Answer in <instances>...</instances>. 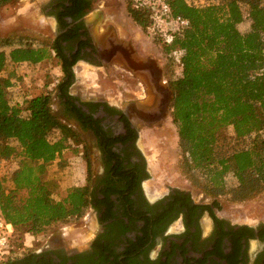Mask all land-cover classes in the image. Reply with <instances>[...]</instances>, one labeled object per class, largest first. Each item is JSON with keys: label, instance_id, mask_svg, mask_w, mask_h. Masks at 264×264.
Returning <instances> with one entry per match:
<instances>
[{"label": "trees", "instance_id": "obj_1", "mask_svg": "<svg viewBox=\"0 0 264 264\" xmlns=\"http://www.w3.org/2000/svg\"><path fill=\"white\" fill-rule=\"evenodd\" d=\"M7 1L0 0V5ZM58 1V17L66 30L51 46L35 47L9 39L0 45V160L8 166L14 164L0 176V215L15 230L24 227L26 232L41 237L55 223L80 218L95 206L101 221L117 218L114 220L122 228L121 238H113L120 239L124 249L110 250L104 237H99L94 246L98 258L91 262L80 255L53 257L50 252L30 250L0 264H160L161 259L150 262L147 252L155 247L154 238L181 216L186 226L179 235L184 238V250H189L186 245L190 244L202 255L187 258L189 261L203 264L219 259L217 264H246L247 244L255 238L256 227L232 224L219 217L216 209L221 206L219 197L240 201L264 189V0H168L174 15L190 21L187 28L171 36L151 26L147 7L136 6L134 0L128 2L132 19L162 41L172 62L181 69V75L173 81L170 107L182 150L181 167L192 183L215 198L211 203H198L189 190L170 187L153 204L145 199L141 188L149 172L142 173L143 168L133 164L125 166L113 151V140L101 143L109 167L102 187H92V177L88 176V184L72 186L56 198L51 181L45 178L47 166L59 158L69 139L86 142L54 112L51 92L42 90L17 97L16 74L2 73L8 65H35L49 57L51 49L64 76L55 90L67 103L72 102L69 87L75 80L73 66L78 56L72 54L73 45L67 51L62 41L86 35L80 31L82 22L69 27L67 17L77 20L91 7L92 0ZM245 18L250 25L242 32L238 25ZM85 44L87 41L81 40V47ZM80 115L87 117L83 112ZM228 126L233 127L232 136L225 132ZM54 130H60L62 136L51 139ZM230 176L233 184L228 183ZM205 213L214 228L200 241L192 229L199 228L198 220ZM139 221L142 225L138 226ZM257 228L264 239V223ZM173 246L179 247L176 242ZM17 248L24 249V243L13 238L11 253ZM140 254L145 255V261L138 258ZM256 264H264V251Z\"/></svg>", "mask_w": 264, "mask_h": 264}, {"label": "rangeland", "instance_id": "obj_2", "mask_svg": "<svg viewBox=\"0 0 264 264\" xmlns=\"http://www.w3.org/2000/svg\"><path fill=\"white\" fill-rule=\"evenodd\" d=\"M95 1V9L100 10L104 17L112 22L110 24L116 28L119 34L132 40L142 54H149L157 59L164 79L169 81L173 89V81L181 75V69L172 62L162 41L155 38L153 33L142 29L130 18L131 16L129 17L127 4L131 0ZM49 2L50 0H8L1 4L0 45L5 39H9L14 43L28 42L35 47L51 46L59 28L55 19L45 12ZM97 10L94 14H97ZM249 25V19L245 18L238 27L244 32L249 28ZM5 50L9 51L10 47H6ZM49 52V57L35 65H8L2 74L8 75L11 71L16 74L13 79L16 84L17 97L25 94L34 95L42 90L51 92L52 108L59 119L66 122L58 111L60 99L55 90V85L61 80L63 72L55 51L49 49ZM73 69L76 79L69 90L72 94L83 98L103 97L121 105L134 96L132 91H141L144 87L138 84L139 79L136 75H133L128 68L118 62L94 66L79 61ZM225 132L228 136H232L234 134L233 127L228 126ZM60 136H62L60 130H54L50 135L51 139H57ZM138 143L146 156L150 174V177L142 183L144 194L149 200L155 201L161 198L169 191L170 187L189 190L195 202L198 203H211L215 199L201 186L192 183L182 170V150L171 109L167 119L144 128ZM67 145L59 158L49 163L45 172V178L51 181L50 186L56 198H61L72 186L88 184V176L93 177L96 171L103 168L101 155L93 143L91 144L92 149L78 139H69ZM9 167L14 168V164L8 166L6 162L0 160V176H5ZM233 182L232 177H228V183L233 184ZM7 185L8 188L11 186L10 180ZM218 201L221 206L216 209L217 215L232 224H249L258 227L264 223V189L244 200L235 201L228 197H219ZM95 215V211L89 207L80 218L57 222L48 229L45 236H35L33 245L26 249L17 248L16 253L1 258L0 262L10 256H22L30 250L35 252L42 250L51 234H55L61 239L65 238V246L69 248H85L99 230ZM199 222L203 235H210L214 227L211 217L205 213ZM182 230L183 224L179 218L169 225L167 232L179 234ZM27 238L28 235L24 227L15 230L14 240L24 243L28 241ZM160 240H163L162 237H158V243L151 249V255L155 256L158 253L161 245ZM263 242L258 239L248 241L246 264H253L257 249L262 246ZM199 256V253H195L189 258H198ZM188 264L196 263L190 260Z\"/></svg>", "mask_w": 264, "mask_h": 264}, {"label": "flooded vegetation", "instance_id": "obj_3", "mask_svg": "<svg viewBox=\"0 0 264 264\" xmlns=\"http://www.w3.org/2000/svg\"><path fill=\"white\" fill-rule=\"evenodd\" d=\"M58 0H50L48 7L45 8V12L49 13L56 21L59 30L57 31L56 37L63 33L66 29L62 28L59 17L58 11L61 10L59 6ZM96 7V1L92 0L91 7L85 10V13L79 17L74 22L72 18L67 17V21L71 22V26L77 23H83L84 28L80 29L82 33L86 32V35H80L78 39L71 38L69 40L62 41V44L67 48L74 46L72 50L73 55H77L78 59L76 61H83L90 65L100 66L107 62V58L100 55L97 45L91 35V31L86 24V15L94 10ZM98 14H95L93 20L97 21ZM104 19V28L110 25V21L107 20L106 17ZM108 21V22H106ZM68 27V28H69ZM120 35V34H119ZM55 37V38H56ZM121 37V35H120ZM123 37V36H122ZM126 38V37H124ZM112 38H108L110 40ZM128 39V38H126ZM81 40L87 41V45H83L81 47ZM130 40V39H128ZM110 42V41H109ZM132 44L134 45L133 41L131 40ZM123 47V51L132 57V60L139 59L140 57H152L149 54H142L138 47L134 45V53L129 50L128 47L121 45ZM156 59L155 57H152ZM71 59V58H70ZM75 63V64H76ZM113 61H108L107 64H112ZM74 64V65H75ZM105 64V65H107ZM74 67V66H73ZM126 67V66H125ZM128 68V67H126ZM74 70V69H73ZM132 72L133 75H136L139 79L138 84H141L143 89L134 90L132 91L134 96L128 99L126 102L119 105L116 101H112L103 97H89L83 98L77 94H72L69 90V94L73 97L71 98L70 103H67L65 99H62L58 93L57 97L60 99L59 103V113L63 116L64 120L72 127L76 129L79 133L80 137L85 140L86 145L91 147V144L95 146V148L99 151L103 168L99 171H96L94 176L92 177V187H102L103 184L101 183L106 179L108 176V164L105 153L102 149L101 143L104 142V139L109 141L113 140L112 148L113 151L117 154L116 156L121 159L125 166H130L133 164L136 167L143 168V172H149L147 168V159L145 154L143 153L138 141L139 137L141 136L142 131L145 127H149L150 125L158 124L163 120L167 119L169 110L171 107V102L173 99V89L170 85L169 81L164 79V74L162 69L160 68L159 64L155 63H148L146 69L144 70V74L140 75V73L133 72L130 68H128ZM64 76H62L63 80ZM76 79V74L75 78ZM75 81V80H74ZM72 85V84H71ZM70 85V87H71ZM69 87V89H70ZM85 113L86 118L81 116L80 113ZM147 180L143 179L141 182V188L143 190L142 183ZM144 193V190H143ZM168 193V192H167ZM145 195V194H144ZM164 196V195H163ZM162 196V197H163ZM135 197V195H134ZM113 199L116 198V195L112 196ZM145 199L148 200L150 204L155 203V201L149 200L146 195ZM91 208L95 211V216L99 225V230L95 234V236L88 242V245L85 248L77 249L72 247L65 246V238L61 239L57 235L51 234L49 241L46 246L37 251L39 253L42 252H50L53 257H59L60 255L64 256H76L80 255L84 261H93V259H97L98 257L95 255V244L96 240L99 237H104L103 240L109 244L110 250H115L116 252H121L124 249V244L119 242L120 239L113 238L120 234L121 227L120 225L114 220L117 218H110L107 221H101V213L95 206H91ZM181 219L183 224V230L179 234L168 233L167 229L163 231V233L158 234L154 240L156 244L158 243V237H162L163 240H160V249L158 253L153 256L151 255V249L147 252V258L150 262H159L161 259L160 264H188V259L190 255L195 254V252L191 249L190 244H187L186 247L189 250H184L183 248V241L184 238L179 237L185 230L186 226L183 220V217H178L177 219ZM176 219V220H177ZM200 220V219H199ZM199 223V228H193L192 230L199 234L200 241H203L207 236L203 235L201 224ZM175 221V220H174ZM214 224V223H213ZM142 225V221L138 222V226ZM214 228V227H213ZM134 235V232L131 233ZM121 238V236L119 235ZM260 241H264L259 237V230L256 227L255 229V238ZM250 240V239H249ZM104 241V242H105ZM173 242H176L179 247H174ZM156 246V245H155ZM264 251V242L262 246L257 249V253L253 260V264H256V260L260 253ZM247 252V251H246ZM82 254V255H81ZM202 257L201 253H199ZM247 254V253H246ZM138 258L141 261H145V255L140 254ZM111 259L113 257L111 256ZM121 259H124L121 256ZM187 259V260H185ZM247 259V257H246ZM139 261V260H138ZM219 259H215V261L207 260L203 264H217ZM222 263L226 264L225 261ZM106 264H111L107 262ZM136 264H142L136 263ZM148 264V263H147ZM199 264V263H196Z\"/></svg>", "mask_w": 264, "mask_h": 264}, {"label": "water", "instance_id": "obj_4", "mask_svg": "<svg viewBox=\"0 0 264 264\" xmlns=\"http://www.w3.org/2000/svg\"><path fill=\"white\" fill-rule=\"evenodd\" d=\"M96 10L97 9L90 11L85 18L86 24L91 31V35L97 45L100 55L107 58V62H105V64H107L108 61L118 62L130 68L133 72L140 73V75L144 74V70L146 69L148 63L156 62L159 64L157 59H153L152 57L143 56L139 59L132 60V57L123 51V47H121V45H124L128 47L132 53H134L136 50L134 49V45L131 40L122 36L120 37L116 28L112 24L104 28V15L100 10H97L99 17L97 21L93 20ZM108 38L112 39L108 40Z\"/></svg>", "mask_w": 264, "mask_h": 264}, {"label": "built area", "instance_id": "obj_5", "mask_svg": "<svg viewBox=\"0 0 264 264\" xmlns=\"http://www.w3.org/2000/svg\"><path fill=\"white\" fill-rule=\"evenodd\" d=\"M136 6L148 8L151 26L165 36L183 30L190 25L188 18L172 13L168 0H134ZM15 236V227L0 215V260L11 254V241Z\"/></svg>", "mask_w": 264, "mask_h": 264}, {"label": "crops", "instance_id": "obj_6", "mask_svg": "<svg viewBox=\"0 0 264 264\" xmlns=\"http://www.w3.org/2000/svg\"><path fill=\"white\" fill-rule=\"evenodd\" d=\"M128 12V11H127ZM129 14V13H128ZM129 17H130V15H129ZM131 19H132V17H130ZM133 20V19H132ZM134 21V20H133ZM121 35V34H120ZM121 36H123V35H121ZM124 37V36H123ZM24 64H26V63H24ZM27 65V64H26ZM27 233V235H28V238H27V242H24V249H26V248H28V247H30L31 245H33V241L36 239V237L34 236V235H31L30 233H28V232H26ZM32 239H31V238Z\"/></svg>", "mask_w": 264, "mask_h": 264}]
</instances>
